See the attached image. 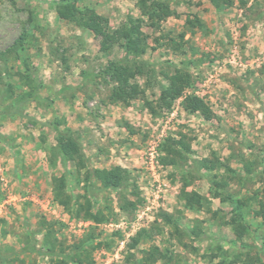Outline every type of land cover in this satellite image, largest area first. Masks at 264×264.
Listing matches in <instances>:
<instances>
[{
    "label": "rangeland",
    "instance_id": "1",
    "mask_svg": "<svg viewBox=\"0 0 264 264\" xmlns=\"http://www.w3.org/2000/svg\"><path fill=\"white\" fill-rule=\"evenodd\" d=\"M138 1L78 0L108 18L112 31L142 20L150 44L142 59L154 74L145 95L126 106L110 102L113 85L100 75L109 61L126 58L125 49L103 54L93 33L59 17L58 0H0V263L55 264L42 244L49 227L67 253L92 238L94 264H127L129 245L143 230L149 236L131 251L135 260L158 247L169 264H264V219L256 215L264 204V0H233L222 12L207 0H159L168 6L159 21L142 16ZM24 32L16 59L7 52ZM24 60L41 99L17 108L28 91ZM175 69L188 71L193 87L170 112L152 117L144 100H157ZM193 94L209 105L211 120L185 109ZM54 125L81 142L84 169L55 151ZM183 136L191 152L178 167L162 166L164 144ZM204 159L216 169L201 167ZM113 167L128 176L121 191L95 195L93 210L106 214V223L78 218L55 200L63 176L73 204H86L89 184L101 188L94 175L86 181L89 172ZM220 179L227 185L214 197ZM195 196L202 206L191 209L187 200ZM125 201L134 207L121 209ZM235 214L246 234L234 232ZM28 245L34 251H24Z\"/></svg>",
    "mask_w": 264,
    "mask_h": 264
},
{
    "label": "trees",
    "instance_id": "2",
    "mask_svg": "<svg viewBox=\"0 0 264 264\" xmlns=\"http://www.w3.org/2000/svg\"><path fill=\"white\" fill-rule=\"evenodd\" d=\"M209 1L217 11H225L229 7L234 5L233 0H207ZM57 12L61 19L69 20L83 30L90 31L100 39V51L109 55L115 47L121 46L126 51V58L109 61L108 64L101 68L100 75L108 84L113 85L112 93L109 100L112 104H124L130 105L132 101L137 100L141 96H144L146 91L151 88V78L154 74V70L150 67L149 63L142 59L150 48L149 40L146 35L140 31V23L142 20H130V24L127 27H123L119 30L112 31L108 18L98 14L91 9H81L78 6V0H58ZM139 7L141 9L142 16L153 18L156 17L159 20L163 19V11L168 7L166 4L159 0H139ZM244 4V2H242ZM188 24L192 27L201 26L200 20L188 21ZM159 26V25H157ZM28 34L24 32L17 42L15 47L7 52L14 53L16 59H20L19 50H23L27 41ZM184 39V35H181ZM174 43V41H172ZM181 46L177 45V49ZM5 58V54L2 55ZM25 70L27 74L21 77L26 79L25 85L28 87V91L23 92L18 97V107L24 106L30 102L40 100L38 86L33 83L34 79L28 74L29 64L26 60ZM139 78H145L146 84L142 86L139 82ZM167 81L166 87L161 91L160 96L155 101L144 100L145 107L149 111L152 117H156L161 114L163 110L171 111L175 102L183 97L188 89L193 87L192 75L183 69H175L171 75L165 74ZM2 78L0 76V83ZM11 89L12 87L9 86ZM10 92H13L10 91ZM185 109L192 114H200L205 120L209 121L213 118L209 105L205 100L196 95H189L186 97L183 103ZM14 111L13 114H17ZM57 131V146L55 151L59 154L63 162L72 161L76 167L84 169L86 166V156L83 150V145L80 141L74 138L70 134L63 133L59 130L57 125L53 126ZM164 154L160 157V163L164 167H178L182 159H185L184 153L191 152V145L186 141L183 136L179 140L175 141L169 139L163 147ZM201 167L207 170L216 169V164L210 160L204 159L201 162ZM90 175V176H89ZM88 179L94 177L100 182L101 188L96 190L90 184L87 187L88 192L92 195L91 201L86 199V204L76 202L73 204L71 197L66 193V179L60 177L56 180L54 186L55 200L61 205L68 213L75 214L76 217L83 215L86 220H89L97 225L106 223L109 221L106 214L97 210L94 212V205L97 203L96 194L104 191H121L124 186L125 179L128 176L127 170L121 167H113L111 169L94 170L89 172ZM215 187L214 197H218L219 188L222 189L227 185L225 180H215L213 182ZM185 189L182 190V192ZM186 195V194H185ZM189 197V196H188ZM186 197V198H188ZM194 199V200H193ZM242 203V202H239ZM202 206V199L200 196H195L192 199L187 200V207L194 209ZM261 208L256 212V215L264 219V204L260 202ZM128 207H134L133 203L125 201L121 206V209H127ZM165 222L169 225H173L177 228L175 220L172 216L165 214ZM239 214H235L233 218L234 232L237 236L246 234L247 226H241L239 221L241 220ZM148 237L149 233L146 230L139 232L136 237L132 239L129 245V255L127 256V264H155L158 259L169 262L171 257L167 256V253H162L158 247H153L148 253L146 258L141 260H135L134 254L131 251L136 249L143 237ZM92 238L84 239L82 242L72 248L73 251L67 253V248L64 244L58 242L54 237L51 228H46L43 236V247L45 249L44 255L49 256L55 264H69L70 262L75 264H94L91 257L92 251L95 249V245L92 243ZM101 245V244H98ZM24 251L32 250L31 246H24ZM8 258L3 257L0 264H4Z\"/></svg>",
    "mask_w": 264,
    "mask_h": 264
}]
</instances>
